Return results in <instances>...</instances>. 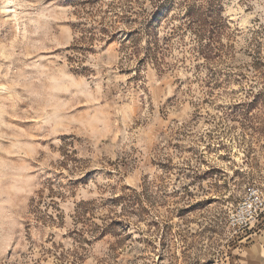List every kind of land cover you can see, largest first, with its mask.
Instances as JSON below:
<instances>
[{"label":"clouds","instance_id":"obj_1","mask_svg":"<svg viewBox=\"0 0 264 264\" xmlns=\"http://www.w3.org/2000/svg\"><path fill=\"white\" fill-rule=\"evenodd\" d=\"M0 264H264V0H0Z\"/></svg>","mask_w":264,"mask_h":264}]
</instances>
